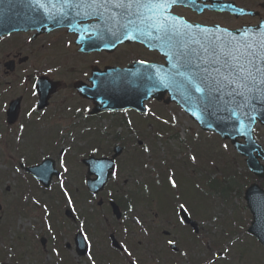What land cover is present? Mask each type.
I'll return each mask as SVG.
<instances>
[{
	"label": "flooded vegetation",
	"instance_id": "1",
	"mask_svg": "<svg viewBox=\"0 0 264 264\" xmlns=\"http://www.w3.org/2000/svg\"><path fill=\"white\" fill-rule=\"evenodd\" d=\"M196 3V10L190 6L176 5L172 8V12L192 24L221 26L228 29L256 25L264 21V0H196ZM229 3L254 11L256 14L236 16L228 11L216 10L218 6H227ZM25 12L24 17L19 20L25 22L27 29L0 38V102H7L19 108L15 120L13 116L7 119L0 115V167L4 165L9 168L20 167L23 177L27 180L25 168L42 161L39 153H47L54 159V151L57 150L54 138L59 133L56 124L68 120L70 132L76 131L82 138H90V144L87 145L89 148L86 152L87 158L91 155L98 158L111 157L113 148L110 153H106L101 144L102 135L105 133L102 121L109 113L103 111L101 107H96L92 98L82 97L76 89V84L90 88L93 86L92 80H95V75L107 67L124 68L141 60L164 63V57L157 51L148 50L138 42L120 44L113 52L108 53L105 45V26L103 22L98 24L95 19L80 20L72 28H54V19L36 5ZM86 25L93 27L86 31ZM49 66L58 71L48 73ZM39 80L50 84L51 95L46 101H38L30 94L32 83H38ZM56 82L58 87L54 93V87L51 86H54ZM61 91L69 93L55 99ZM37 103H43V109H47L46 117L39 123L35 119L31 122L26 121L23 113L30 105ZM157 103L150 101L148 107L162 119L170 120V117L175 115L178 121L175 126L171 122L168 125L162 124L154 117L145 116L136 111L113 113L119 115L122 124L127 125L128 128L125 133H120V136L125 137L118 143L123 147V151L115 160V164L119 166L118 184L120 185L112 181L110 177L109 183L101 193L95 196L88 195V201L95 205L94 209L79 210L76 213L90 224L91 234L95 237L93 253L96 264H129L128 258L121 251V244H126L133 251V258L139 264H203L201 261L181 255L182 252L195 251L199 245H202L201 198L198 195H179L181 202H186L189 207L185 223L178 226L166 223L170 218L175 223V199L166 197L167 189L163 180H161L162 186L156 184L157 175L153 169L155 166L162 167V171L158 172L161 179L167 174L168 167H171L174 173L183 171L185 162H182L178 156L186 153V148L179 141L182 132L178 130V116L185 114L175 105ZM76 108L89 109V111L77 113ZM43 109H37V111ZM136 115L142 117H138L139 119L135 121ZM128 120L132 121L131 125L127 124ZM22 121L26 123L24 142L17 144L15 135L18 124ZM155 126L156 130L152 132ZM132 128L136 129L135 133L131 132ZM158 131L163 133L162 138L155 135ZM120 136L116 135L118 138ZM148 138L153 141L160 140V142L178 141L179 146L164 147L163 152L158 155L156 147L152 146L153 141H146ZM135 140H137L136 143L139 142V146L134 145ZM142 144L151 148V154L143 151ZM94 145L100 148L96 153L91 152V146ZM6 155H14V160L9 162ZM152 160H154V166ZM164 161H167V164ZM145 163L149 165L148 168L144 167ZM84 168L87 173V167L84 166ZM126 168H139L142 176L136 173L131 180H127L125 179ZM244 175L246 183H251L250 173L245 170ZM122 176L125 177L123 180H121ZM29 177L33 183H36L31 176ZM19 181L23 180L19 179ZM145 184L148 185L147 190L144 187ZM166 185L168 186L167 183ZM119 186L124 190L123 193L117 189L120 188ZM23 189L25 190V187ZM5 190L9 191L7 186ZM129 201L135 203L136 213L140 215L144 227L149 230V235H145L140 231V226L133 223L132 216L128 214L125 207ZM12 214L15 216L23 213L16 210ZM2 216L3 212L0 211V217ZM105 216L108 218L107 222ZM154 219L155 224L152 223ZM248 223L250 224V219ZM76 224L71 215H67L64 222L59 225L55 224L54 235L57 239L54 241V247L57 244H63L68 253L54 258V264H84L86 261L85 255L79 256L75 251ZM125 227L129 229L128 233L123 232ZM169 232L171 235L168 234ZM174 237L176 238L175 247L166 243Z\"/></svg>",
	"mask_w": 264,
	"mask_h": 264
},
{
	"label": "snow or ice",
	"instance_id": "2",
	"mask_svg": "<svg viewBox=\"0 0 264 264\" xmlns=\"http://www.w3.org/2000/svg\"><path fill=\"white\" fill-rule=\"evenodd\" d=\"M33 2L36 7L42 9L53 19L75 20L80 18L95 19L98 24L103 22L107 34L116 37V39H119L117 33L121 29L125 32V39H131L132 36L128 33L132 32L149 39H152L155 34L154 38L168 47V59L172 62L173 69L172 72L156 80V84L160 87H182L186 102L198 105L201 112L208 110V105L204 103L205 100L220 102L223 105V110L227 111L231 117H237L238 112L241 115H247L244 109H252L255 102L264 101V25L258 23L255 28L245 27L236 33L228 29H221L219 26L210 29L204 25L189 24L182 17L172 12L174 6L183 4L186 0H33ZM236 11L243 14L244 10L236 9ZM92 27L86 25L85 30H91ZM139 63L145 65L148 62L141 60ZM55 71H58V69L51 66L47 68L48 73ZM149 79H152V77H149ZM108 86L118 87L120 82L113 80ZM81 91L83 90L81 89ZM30 94L36 97L38 101H46L47 97L51 95L50 84L44 80L32 83ZM193 94L198 95L194 96ZM37 109H43V103L30 105L23 113L24 119L28 122L33 121V119L37 123L42 122L47 115V109L42 111H37ZM66 110L71 111L70 109ZM75 111L77 113L81 111L87 113L89 109L76 108ZM123 111L127 113L128 110L124 109ZM18 112V106L0 102V115L5 116L7 119L13 116L15 120ZM143 114L154 117L165 125L171 122L175 126L178 122L175 115L171 116L170 120L162 119L147 104L144 106ZM192 115L195 116V112ZM197 119L201 118L197 117ZM127 124L131 125L132 121L128 120ZM25 129L26 123L20 122L15 135L17 144L24 142ZM131 132L135 133L136 129L132 128ZM59 135L63 138L64 132L61 131ZM155 135L163 137V133L159 131ZM71 140L74 146L76 137L72 135ZM224 147H227V145ZM99 150V146H91V152L96 153ZM71 151L72 147L63 145L58 149L60 170L55 169V167L50 169L44 163L34 171L41 181L50 180L52 174L58 177L57 183L65 210L77 222L76 232L80 237V244L83 245L86 256L84 264H96L93 253L95 237L91 234L89 222L86 219H81V215H76L79 211L77 201L68 186L70 169L66 156ZM143 151L151 154V148L148 145H144ZM190 159L195 162L196 157L191 156ZM164 163L167 164V161H164ZM144 167L148 168L149 165L145 163ZM107 169H111V171L106 172ZM95 171L98 175H109L111 180L117 184L120 181L119 166L115 163L97 165ZM14 174L22 175L21 168H15ZM174 176L175 173L171 167H168L167 184L171 189L176 190L174 193L175 223L171 218L166 223L178 226L185 223L189 207L186 202H181L179 196L180 185ZM106 182L105 180L99 181L101 185ZM155 182L158 186H162L163 182L159 179V174H157ZM4 184L11 190V181L5 180ZM96 187V185L92 186L93 196L96 195ZM144 187L146 190L148 189L147 184ZM109 195L113 194L109 193ZM23 201L36 207L38 211L34 215L39 216L42 225L46 227L49 233L56 231L54 224L51 222L53 211L50 203L42 202L31 192L23 195ZM0 207H2V204H0ZM125 207L128 214L132 216L133 223L140 226L141 232L149 235V230L144 227L140 215L136 213L135 203L129 201ZM107 220L108 218L105 216V221L107 222ZM28 223L32 228L36 227L32 221ZM152 223L155 224L156 220L154 219ZM123 232L128 233L129 229L125 227ZM168 234L171 235V232ZM52 239L56 240L57 236L53 235ZM166 243L175 247L176 238L169 239ZM230 247L226 243L223 251L229 252ZM120 248L128 258L129 264H139L133 258V251L126 244H121ZM176 250L179 251V249ZM51 252L57 257L60 255L56 247H53ZM181 255L187 256V252H182ZM219 256L220 252H212L206 258L205 264H216Z\"/></svg>",
	"mask_w": 264,
	"mask_h": 264
},
{
	"label": "rangeland",
	"instance_id": "3",
	"mask_svg": "<svg viewBox=\"0 0 264 264\" xmlns=\"http://www.w3.org/2000/svg\"><path fill=\"white\" fill-rule=\"evenodd\" d=\"M67 93L69 92L61 91L58 93L55 99H58L63 94ZM136 116L137 117H135V121L139 119L138 117H142L140 115ZM178 120V130L182 132L180 134L179 141H181L183 145L192 148L186 151V153L180 154L178 158H180L182 162H184V160L188 158L187 155L194 151L197 159L195 163H197L198 165L195 167L190 163L185 162V169L183 171H175L174 178L180 185L179 195H198L201 198L203 207L205 209L208 205L207 210L202 207V219H209V221L204 225V239L202 241V245H199L200 248L198 250L196 249L195 251L190 252V258L193 260L196 259V261L198 262L204 260L205 263L206 258L211 255L212 252H220L225 255L224 258H221L219 260L217 259L216 264L222 262H225L224 264H264V249L254 238L249 236L246 232L247 219L249 218V216L247 215V209L244 210L245 207H242L243 205L245 206L243 192L245 190L244 183L246 180L244 178H241V176L239 175L238 177H234L233 180H230L231 189L228 190V192L231 197L229 198V202L234 201L231 207L226 208V204L222 206L219 199L220 196H210L212 194L219 195V192H212L209 182L213 181L214 184H224L226 182V179H232L231 177L235 175V166H237L238 168L243 167V158L238 155L236 156V154L232 152V149L229 147L230 144L227 141L220 140L216 135L198 131L201 129L186 115L178 116ZM69 123L70 121L68 120L67 122H59L58 124H56L59 133L61 131L64 132V136L63 138H61L59 135V138L57 140H55L56 138H54V144H57V150L54 151V159L56 160V162H58L57 165L59 169L58 149L62 145L72 147V151L66 156V158H68L66 160L69 164L68 167L70 169V174L68 176V179H70L69 189L74 193V198L76 199V201L78 200V210L80 209L92 211L95 205H92V203L88 202V194L87 192H85L83 184L81 183L83 172L85 174V168L81 165V163L79 165L77 161L86 156V152H88L89 150L88 146L91 140L90 138H82L81 136H79V134H77L76 131H74L72 134V132H70ZM102 126H104L105 128V133L104 135H102L101 144L104 146L106 153H109L116 144L122 142V140L125 139L124 136H120V133H125V130H127L128 128L127 125L122 124L119 115L107 116L106 119L102 121ZM154 130H156V126L152 129V132ZM117 134L118 136H120L119 138L116 137ZM72 135L76 137L74 146L71 140ZM255 136L261 143H263L264 127L257 125L255 128ZM194 140L196 141L195 144L193 143ZM136 141L137 140L134 141V145L139 146V142L136 143ZM146 141L151 142L153 140L148 138ZM225 145H227V147H224ZM152 146L156 147L157 154L159 155V153L163 152L162 149L164 147H178L179 143L178 141L173 140L157 142V140L155 139ZM221 155L224 156V163L223 161L219 162L217 160V158ZM39 156L40 158H43L44 156H47V153H39ZM140 156H142V154H140ZM6 159H8V161L10 162L14 160V155H6ZM226 160L228 162H226ZM169 162L172 163L171 161ZM152 165L154 166V160H152ZM244 167L246 168L245 164ZM14 169V167L9 168L5 165L0 167V203L2 204L3 212V218L0 219V261L4 258H10L12 256V261L15 264H51L52 262H54V253L51 252L53 246L52 241L50 240V234H48L46 227L42 225L39 216L34 215V213H37L38 211L36 207L34 205L22 203V193L25 192L23 189V185L26 184V181H22L24 184L20 182L19 179H23V177L20 174H14ZM192 170H195V172ZM125 171L126 178L122 176L121 180H123L124 178L127 180H131L132 176L136 173H138L140 177L142 176L141 170L139 168H126ZM154 171L155 173L161 172L162 167L155 166ZM159 179L163 180L166 186V197H170V199H172L176 190L171 189L169 185H166V175L163 176L162 179ZM5 180L12 182V188L8 192H6L5 190ZM57 184V180L54 179L52 187L47 191L44 190L43 192L42 189L39 188L32 192V194L35 195L37 199H40L42 202H48L51 204L53 211L51 222L53 224L55 220L56 222L59 220L57 217V208L61 210L64 208V202L61 197L51 198V196H54V190H56L57 188L59 189V186ZM196 186H198L199 191H197ZM119 187L120 188L117 189H120L119 192L123 193L124 190L121 189V186ZM27 190L30 191L29 184L27 186ZM208 197H211V201L208 199ZM216 204H219V206H221L224 211L221 210ZM22 206L24 210L28 211L25 212L27 214H21L19 219H15L13 215H9L10 211L14 209L18 210L22 208ZM21 210L24 211L23 209ZM213 216L219 217L216 223L211 221V218ZM29 221L35 223L36 230H33V228L29 225ZM233 229L236 230L235 236L231 235L232 232H234ZM1 233H5V235L2 236ZM41 235H43L47 239L49 238L50 240L47 241V248L45 252L42 251L41 246L38 245V241L36 240V237H39ZM209 237L211 240L209 239ZM235 241L237 242L236 246L234 245L236 243ZM226 243L231 246L229 252L223 251L224 244ZM206 245H209L210 247H208V249H204L206 248ZM57 247L60 250V256H65V247L63 246V244H57ZM36 250H39L42 255H39ZM241 254H243V256H241ZM20 258L22 260H20Z\"/></svg>",
	"mask_w": 264,
	"mask_h": 264
},
{
	"label": "water",
	"instance_id": "4",
	"mask_svg": "<svg viewBox=\"0 0 264 264\" xmlns=\"http://www.w3.org/2000/svg\"><path fill=\"white\" fill-rule=\"evenodd\" d=\"M244 29V28H243ZM235 30L232 32L238 33L243 30ZM153 67V66H149ZM171 68L162 69H125L119 70L110 68L103 73V80L105 84L100 86L97 83V88L94 93L98 97V104H102V108L106 110H120L123 108H137L143 110V104L145 100L156 98L161 100L166 91H169V100L176 101L186 112H188L196 121L199 122L201 127L207 131H213L220 134L224 139H230L235 145L238 152L244 156H247V162L253 172L260 177L264 176V166L260 164L258 158L264 159V152L260 145L253 138L252 129L256 120L261 121L264 124V101L255 102L252 109H244L247 115H241L237 113V117H231L227 111L223 110V105L218 101L205 100L204 103L208 105L206 112H201L198 105L190 104L184 99L185 93L183 88H177L175 86L160 87L156 84V80L166 74L172 72ZM140 73H144L147 76H140ZM152 77L149 79L148 77ZM113 80L120 82L118 87H109V83ZM194 96L198 94H193ZM195 112V116L192 113ZM200 117L201 119H197ZM239 138L245 140V144L239 142ZM257 153V156H254ZM118 153L116 152V155ZM115 157V156H114ZM102 160H97L100 162ZM46 161L44 163H48ZM113 162V159L111 160ZM43 163V164H44ZM91 166L95 171L96 166ZM51 169V167L47 164ZM38 167L29 168L28 170L38 177L35 173V169ZM107 174L99 178V180H107ZM39 178V177H38ZM40 179V178H39ZM99 182V181H98ZM44 186L48 187L50 180L43 181ZM96 185L95 191L101 189L103 185L100 183L89 184L90 190L93 191L92 186ZM246 199L253 213V223L249 232L252 233L264 246V191L257 185H252L246 191Z\"/></svg>",
	"mask_w": 264,
	"mask_h": 264
}]
</instances>
